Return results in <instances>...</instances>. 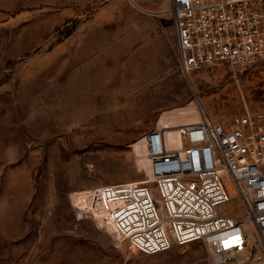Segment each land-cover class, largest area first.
<instances>
[{
    "label": "rangeland",
    "instance_id": "374dc122",
    "mask_svg": "<svg viewBox=\"0 0 264 264\" xmlns=\"http://www.w3.org/2000/svg\"><path fill=\"white\" fill-rule=\"evenodd\" d=\"M169 10L170 0H0V264H213L202 241L134 250L104 220H77L71 197L148 180L142 137L156 126L173 135L201 108L226 124L264 111L262 60L180 72Z\"/></svg>",
    "mask_w": 264,
    "mask_h": 264
},
{
    "label": "built area",
    "instance_id": "2783aa9c",
    "mask_svg": "<svg viewBox=\"0 0 264 264\" xmlns=\"http://www.w3.org/2000/svg\"><path fill=\"white\" fill-rule=\"evenodd\" d=\"M169 12L185 77L264 61V0H170ZM179 134L174 149L165 128L145 132L148 180L74 192L77 220L109 219L122 241L146 255L202 241L213 264H264V111L226 124L201 108ZM234 202L239 211L220 209Z\"/></svg>",
    "mask_w": 264,
    "mask_h": 264
},
{
    "label": "bare ground",
    "instance_id": "6f19581e",
    "mask_svg": "<svg viewBox=\"0 0 264 264\" xmlns=\"http://www.w3.org/2000/svg\"><path fill=\"white\" fill-rule=\"evenodd\" d=\"M180 126V125H179ZM179 126H175L174 127V130H175V134H171L170 132H169V130H171V128H166V127H163V128H165L166 129V132H167V136H168V145L171 147V148H174V149H180L181 148V141H180V134H179ZM173 128V127H172ZM142 141H143V139H142ZM143 145H144V150H145V153H146V148H145V144H144V141H143ZM148 158V157H147ZM148 174H149V176H150V161H149V159H148ZM100 220H101V222L103 223V221L102 220H104V222L108 225V231H110V232H112V233H114V238L115 239H117V240H121L122 241V239H121V237H119L117 234H116V232L114 231V227H113V224H112V222L109 220V219H107V218H100ZM110 235H111V233H110ZM113 235V234H112ZM111 235V236H112Z\"/></svg>",
    "mask_w": 264,
    "mask_h": 264
}]
</instances>
